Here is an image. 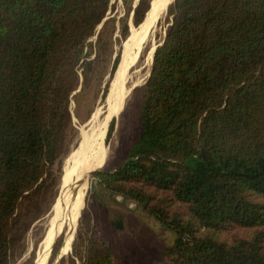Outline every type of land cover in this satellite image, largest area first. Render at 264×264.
<instances>
[{"label": "trees", "instance_id": "1", "mask_svg": "<svg viewBox=\"0 0 264 264\" xmlns=\"http://www.w3.org/2000/svg\"><path fill=\"white\" fill-rule=\"evenodd\" d=\"M150 4L128 7L135 27ZM113 8L0 0V264H13L50 203L74 132L71 101L112 55ZM169 15L150 77L127 106L137 136L122 163L93 177L175 233L170 264H264V0H175ZM120 34L128 38L127 24ZM84 220L59 264H115Z\"/></svg>", "mask_w": 264, "mask_h": 264}, {"label": "rangeland", "instance_id": "2", "mask_svg": "<svg viewBox=\"0 0 264 264\" xmlns=\"http://www.w3.org/2000/svg\"><path fill=\"white\" fill-rule=\"evenodd\" d=\"M153 2L154 0H150L151 7ZM137 3L138 0H128V4H126L124 0H112L114 8L109 18L115 20L117 28L115 42L112 47V55L102 64L98 76L93 81L91 88L80 97L79 103L76 104L75 99L71 101L70 109L73 118L74 132L69 136L66 151L60 165L55 168L57 184L53 189L52 198L49 200L50 203L45 213L32 225L24 239V243L14 256L13 264H41V247L52 218L54 204L60 196L63 190L62 188L66 187V203L72 198L70 194L74 193L71 182L69 183L70 185L68 184L66 186L64 174L69 157L79 146L81 128L83 129L88 125L96 115L99 119L104 117V114L107 112V99L112 86V81L110 82V80L114 61L119 54H121V59L123 58L128 40L132 34L136 30H139L144 24L143 22L139 27H135L133 23V12H128V7L133 6L134 8ZM170 5L157 21V26L153 32L154 37L152 36V39L155 40L157 46L164 40L167 29L171 23L172 17L169 15ZM149 11L144 21H146L152 10L150 9ZM126 24L129 29V36L126 40H123L120 31ZM116 38L119 41H117ZM150 69L151 68L145 70V76L150 73ZM148 76L141 85L145 83ZM108 83H110L108 93L104 98ZM78 92H80V88ZM131 98L132 95L126 101L123 111L122 109L125 101L122 102L123 104H121L122 107L120 111L113 115L117 117L114 119V131L109 140H107V138L111 123L109 127L107 126V128H109L108 132L107 129L104 132L99 148L100 162L96 170H114L125 159L126 151L137 136L138 128L134 120L132 109L127 108L128 104L131 102ZM119 113L121 114L119 115ZM83 215L85 219L84 225H89L90 229L96 231L97 236L109 243L115 264H170V260L165 255V251L174 244L176 238L175 233L163 228V226L146 214L135 202L107 192L100 185L98 179L93 177V174L91 176L89 175L87 178L84 203L77 220L75 235L69 252L61 254L67 238L66 234L68 235V229L65 227L55 234L52 241L49 243L46 251V264H59L63 256H68L72 253L73 244L77 238L81 223L84 228L82 221ZM59 238H62L61 248L55 260L52 261V252Z\"/></svg>", "mask_w": 264, "mask_h": 264}, {"label": "bare ground", "instance_id": "3", "mask_svg": "<svg viewBox=\"0 0 264 264\" xmlns=\"http://www.w3.org/2000/svg\"><path fill=\"white\" fill-rule=\"evenodd\" d=\"M172 2L173 0H154L150 15L142 27L132 34L125 46L123 58L112 80L107 99V112L102 119H99L96 115L88 125L83 129L81 128L79 146L69 157L64 174L66 186L71 182L74 193L70 194L72 198L66 203V187L62 188L63 190L54 204L52 218L41 247V264H46V251L53 236L65 227L68 229V235L66 234L67 238L63 248L65 253L62 252L61 254L69 252L75 235L77 220L84 203L87 178L91 172L96 170L100 162L99 148L104 132L106 129L108 131L107 126L114 117L113 115L120 111L125 96L130 92L129 89H126L125 84L128 83L130 88L136 85L139 86L149 75L148 73L145 76L144 72L152 67L157 47V43L152 39L153 32L157 26V21ZM132 69L136 71L131 72ZM129 72L130 74H128Z\"/></svg>", "mask_w": 264, "mask_h": 264}, {"label": "water", "instance_id": "4", "mask_svg": "<svg viewBox=\"0 0 264 264\" xmlns=\"http://www.w3.org/2000/svg\"><path fill=\"white\" fill-rule=\"evenodd\" d=\"M174 1H175V0H173V2H174ZM138 2H139V0H138ZM173 2H172V3H173ZM172 3H171V4H172ZM136 6H137V5H136ZM136 6H135V7H136ZM135 7H134V8H135ZM160 45H161V44H160ZM158 46H159V45H158ZM158 46H157V47H158ZM157 47H156V49H157ZM155 51H156V50H155ZM153 59H154V58H153ZM152 64H153V62H152ZM151 69H152V67H151ZM134 71H136V70L132 69L131 72H134ZM128 74H130V72H129ZM150 74H151V70H150V73H149L148 78L150 77ZM146 81H147V80H146ZM146 81H145V83H146ZM145 83H144V84H145ZM144 84H143V85H144ZM125 86H126V89H127V90H128V89L130 90V92H128V94L125 96V102H124V107H123L122 111H123L124 108H125V104H126V101L128 100V98L133 94L134 90H135L137 87H140V85H139V86L136 85V86H133V87L130 88V85H129L128 83H126ZM141 86H142V85H141ZM108 96H109V95H108ZM122 111H121V113H122ZM121 113H119V115H120ZM116 117H117V116H115V117L111 120L110 123H112ZM108 127H109V126H108ZM108 129H109V128H108ZM107 132H108V131H107ZM101 171H102L101 169H100V170H95V171H93V172L90 173V176H91L92 174H94V173L101 172Z\"/></svg>", "mask_w": 264, "mask_h": 264}]
</instances>
